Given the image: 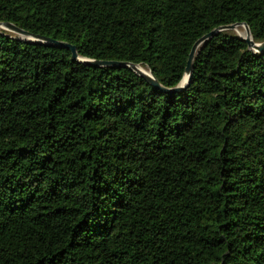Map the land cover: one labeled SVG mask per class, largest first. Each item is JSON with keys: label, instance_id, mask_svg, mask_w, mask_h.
Masks as SVG:
<instances>
[{"label": "trees", "instance_id": "obj_1", "mask_svg": "<svg viewBox=\"0 0 264 264\" xmlns=\"http://www.w3.org/2000/svg\"><path fill=\"white\" fill-rule=\"evenodd\" d=\"M0 21L173 87L264 0H0ZM184 87L0 28V264H264V51L223 29Z\"/></svg>", "mask_w": 264, "mask_h": 264}, {"label": "water", "instance_id": "obj_2", "mask_svg": "<svg viewBox=\"0 0 264 264\" xmlns=\"http://www.w3.org/2000/svg\"><path fill=\"white\" fill-rule=\"evenodd\" d=\"M237 25H243L245 28V35L241 36L247 43L248 46L255 50V51H264V40L261 42H256L253 40L250 32L249 25L246 22H234V23H229V24H222L219 25L212 30L204 33L201 37H199L194 44L192 45L189 53H188V58L186 61V66L184 69V74L182 77V80L180 81L179 84L173 87H166L162 85L158 79L151 73L150 70H146L143 66L135 64L133 62H127V61H119V60H105V59H92V58H86V57H78V53L76 50L75 45L64 41V40H59L56 38H52L49 36L41 35V34H36L32 33L28 30H25L24 28L19 27L13 22L10 21H0V28L8 30L10 32H13L18 39H21L23 41L29 42V43H34V44H44L47 46H54V47H64L68 48L71 51V55L73 59H78L82 61L85 64L89 65H94V66H101V65H110V66H119V65H124L128 66L132 69H134L138 74L143 76L150 84L159 87L160 89L164 91H171V90H179L184 87L185 83L188 84L189 77L191 75L192 71V64H193V58L196 53L197 48L199 45L204 41L208 40L211 38L214 34H216L218 31L223 30V29H232ZM186 84V85H187Z\"/></svg>", "mask_w": 264, "mask_h": 264}, {"label": "rangeland", "instance_id": "obj_3", "mask_svg": "<svg viewBox=\"0 0 264 264\" xmlns=\"http://www.w3.org/2000/svg\"><path fill=\"white\" fill-rule=\"evenodd\" d=\"M230 30H232L233 32H235L236 34H238L239 36H243V35H245V28H244V26L243 25H238V26H236V27H234V28H232V29H230ZM10 32V31H9ZM11 33H13V32H11ZM14 34V33H13ZM146 69V68H145ZM147 70V69H146Z\"/></svg>", "mask_w": 264, "mask_h": 264}, {"label": "bare ground", "instance_id": "obj_4", "mask_svg": "<svg viewBox=\"0 0 264 264\" xmlns=\"http://www.w3.org/2000/svg\"><path fill=\"white\" fill-rule=\"evenodd\" d=\"M238 26V25H237ZM236 27V26H235Z\"/></svg>", "mask_w": 264, "mask_h": 264}]
</instances>
